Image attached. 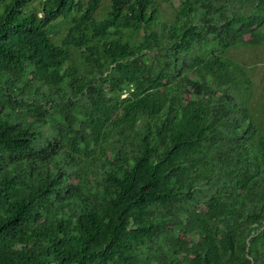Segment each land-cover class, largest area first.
Returning <instances> with one entry per match:
<instances>
[{
    "label": "trees",
    "instance_id": "1",
    "mask_svg": "<svg viewBox=\"0 0 264 264\" xmlns=\"http://www.w3.org/2000/svg\"><path fill=\"white\" fill-rule=\"evenodd\" d=\"M101 1L0 0V264H264V0Z\"/></svg>",
    "mask_w": 264,
    "mask_h": 264
},
{
    "label": "rangeland",
    "instance_id": "2",
    "mask_svg": "<svg viewBox=\"0 0 264 264\" xmlns=\"http://www.w3.org/2000/svg\"><path fill=\"white\" fill-rule=\"evenodd\" d=\"M159 5L166 15L172 16V9L169 0H158ZM109 0H102V8L106 6ZM264 35V26L259 29ZM231 58L238 61L248 74L251 97L254 105L257 107L258 115L264 117V41L257 46L238 45L228 50ZM46 92V90H44ZM44 92V93H45Z\"/></svg>",
    "mask_w": 264,
    "mask_h": 264
}]
</instances>
